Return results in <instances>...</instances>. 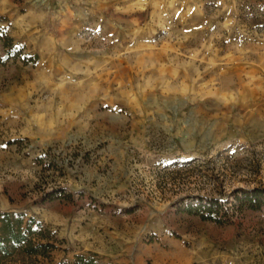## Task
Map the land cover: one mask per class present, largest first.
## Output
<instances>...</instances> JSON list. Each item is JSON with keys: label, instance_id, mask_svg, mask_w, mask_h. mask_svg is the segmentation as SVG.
<instances>
[{"label": "rangeland", "instance_id": "obj_1", "mask_svg": "<svg viewBox=\"0 0 264 264\" xmlns=\"http://www.w3.org/2000/svg\"><path fill=\"white\" fill-rule=\"evenodd\" d=\"M256 188L264 0H0V214L45 264H264V208L184 210Z\"/></svg>", "mask_w": 264, "mask_h": 264}, {"label": "trees", "instance_id": "obj_2", "mask_svg": "<svg viewBox=\"0 0 264 264\" xmlns=\"http://www.w3.org/2000/svg\"><path fill=\"white\" fill-rule=\"evenodd\" d=\"M233 195L232 213L226 208L227 203L219 199L199 198L197 205L187 206L184 210L204 222L223 227L230 225L233 222V215L242 212L244 208L252 211H260L264 208V189H238ZM24 219L23 214L8 212L0 214V264H45V261L51 260L52 254L58 250L59 242L57 239L45 237L40 230V223L33 218L25 223ZM55 264H98V262L96 255H76L72 262L64 260Z\"/></svg>", "mask_w": 264, "mask_h": 264}, {"label": "crops", "instance_id": "obj_3", "mask_svg": "<svg viewBox=\"0 0 264 264\" xmlns=\"http://www.w3.org/2000/svg\"><path fill=\"white\" fill-rule=\"evenodd\" d=\"M185 19H188L187 17H185Z\"/></svg>", "mask_w": 264, "mask_h": 264}]
</instances>
